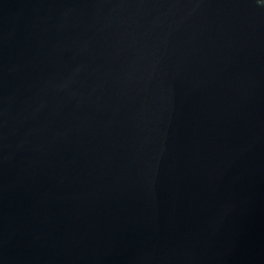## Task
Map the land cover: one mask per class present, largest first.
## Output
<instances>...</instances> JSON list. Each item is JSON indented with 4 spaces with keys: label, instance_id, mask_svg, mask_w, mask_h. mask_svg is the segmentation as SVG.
<instances>
[{
    "label": "water",
    "instance_id": "water-1",
    "mask_svg": "<svg viewBox=\"0 0 264 264\" xmlns=\"http://www.w3.org/2000/svg\"><path fill=\"white\" fill-rule=\"evenodd\" d=\"M0 264H264V0H0Z\"/></svg>",
    "mask_w": 264,
    "mask_h": 264
}]
</instances>
